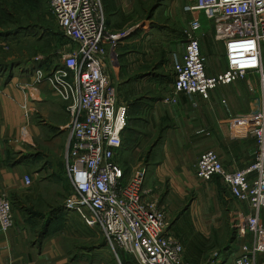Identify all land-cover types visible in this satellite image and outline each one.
Instances as JSON below:
<instances>
[{"label": "built area", "instance_id": "obj_1", "mask_svg": "<svg viewBox=\"0 0 264 264\" xmlns=\"http://www.w3.org/2000/svg\"><path fill=\"white\" fill-rule=\"evenodd\" d=\"M48 1L61 31L76 45L47 74L35 71L67 103L70 120L64 127V161L72 193L65 199V209L89 214L118 259V252L123 251L136 264H194L186 257L166 206L147 194L146 166L141 163L128 174L117 162L124 145L127 106L119 103L117 86L107 69L113 68L118 76L116 50L133 28L111 30L102 0ZM189 1L185 10L191 20L183 31L185 52L180 58L175 56L172 65L174 94L208 99L218 87L254 76L255 82L248 80V87L261 101L244 118L256 142L252 164L227 169L212 150L202 153L195 164L198 179L208 182L219 176L233 197L248 205L250 211H238L234 225L238 236L250 235L253 244L243 245L233 263L256 264L255 258L264 255V0ZM202 14L214 22L215 38L226 53L227 69L213 76L207 74L198 35ZM2 151L0 139V157ZM24 180L27 186L34 183L31 176ZM0 224L4 231L15 224L12 201L1 191Z\"/></svg>", "mask_w": 264, "mask_h": 264}, {"label": "crops", "instance_id": "obj_2", "mask_svg": "<svg viewBox=\"0 0 264 264\" xmlns=\"http://www.w3.org/2000/svg\"><path fill=\"white\" fill-rule=\"evenodd\" d=\"M138 1L110 0L106 9L108 27L124 31L134 23L140 16ZM189 19L187 22L181 19L179 25L184 27ZM201 31L198 35L206 57L207 74L213 76L225 71L227 59L223 43L216 40L214 29L207 33ZM140 33L127 39L131 48L138 44L137 34ZM145 33L147 40L156 36L152 31H143L144 36ZM24 40L19 36L10 40L15 48L9 54H2L6 46L0 43V139L3 146L0 191L11 199L15 218L9 231H4L0 224V264H102L89 259L87 253L92 251L76 254L69 248L70 241L66 237H69L71 221L75 218L79 226L85 224L82 214L71 211L61 225V215L66 213L65 197L72 191V185L66 176L64 158L59 163L55 154L57 147L64 148V152L66 148L64 127L70 120L67 103L54 92L49 82L33 74L36 50H32L31 57L26 58L19 71V42ZM166 40L171 45L170 37ZM167 50L170 52L169 47ZM184 52L172 55V65L174 57L180 58ZM136 55L135 49L124 54L129 64L123 67L120 87L128 108V124L117 162L121 165L125 160L127 164L121 166L130 174L140 157L132 146H138L140 153L145 144V141L139 143L137 135L159 133L151 148L145 149L147 194L157 198L151 192L155 183L166 184L171 194L175 192L179 196L195 192L197 200L190 204L188 212L195 227L205 235L210 234L211 228L221 225L213 213L214 208L223 206L233 225L238 211H250L248 205L238 202L230 191L234 200L232 207L224 204L230 198L216 183L219 176L202 181L195 175V164L202 153L210 150L220 156L227 169H244L252 164L256 142L244 118L260 107L258 94H253L243 79L218 87L208 99L198 94L175 95L174 83L155 79L147 66L150 63L135 59ZM168 98H175L176 102L166 101ZM26 176L32 177V186L25 184ZM51 178L54 184L47 185V191L41 184ZM209 198L215 205L205 210L201 205L209 202ZM53 209L58 210V217L51 215ZM33 210L43 211V214L33 216ZM261 215L264 221V211ZM181 218V214L175 218L176 227Z\"/></svg>", "mask_w": 264, "mask_h": 264}, {"label": "rangeland", "instance_id": "obj_3", "mask_svg": "<svg viewBox=\"0 0 264 264\" xmlns=\"http://www.w3.org/2000/svg\"><path fill=\"white\" fill-rule=\"evenodd\" d=\"M10 1L11 2H9L8 4L7 2L5 3L6 11L4 10L6 13H9L8 17L5 16L6 18H4L5 21L8 22L2 23V26L4 27L0 26V28H5L6 26L8 29H19V31L25 30V32H19V39H25L23 42H19V71L20 66L31 57L30 53L32 52V50H34V52L36 50L38 55L35 57V66L33 67L32 72L33 74H35V71L40 69L44 74H47L52 66L59 63L63 55L74 50L76 48V45L63 35L56 20H54L52 16H50V5L48 0H19V4L16 1ZM142 1L144 2H141V0L140 2L138 1L140 3V6L138 4V14L140 16L138 15V19L129 26L130 29L133 28V31L131 32L132 34L127 37V39L132 38L133 36H135L136 32H142L140 34H137L140 38L137 42L138 44H134V47L131 48L127 43L129 39H125L123 44H119L116 50L117 57H115V65L118 76L115 75L113 68L107 69V73L111 76V79L115 82V85H117L119 89V103L120 101H122L124 105H126V101L121 94L122 87H120V81L123 67L126 66V64H129L128 59L124 57L125 53H127L130 49H135V52L137 54L135 56V59L150 63V65L147 64V66L151 68V74L155 79L158 78L162 81L174 83L172 55L175 53H180V51H185L186 47V39L184 37L183 31L188 26V23L190 21L184 27L179 25V21H181L182 19L187 22V19H189V17L191 18V14L185 10V6L190 1ZM102 2L107 16L108 14L106 11L104 0H102ZM143 9L145 13L143 12ZM140 10H142V13ZM2 16L4 17V12ZM201 21L203 23L201 32H212V30L214 29V22L212 20H209L204 14L201 15ZM129 27L127 29L124 28V31L128 30ZM143 31H152L156 34V36L153 39L150 38L149 40H147L148 37L146 36V33L145 36L143 35ZM14 37H0V39H2L1 41H3L0 42L1 45H5L7 49H5V51L3 50L2 54L12 53L15 46L13 47L9 41L13 40ZM167 37H170L171 45H168L166 43ZM168 47L170 48V52L167 50ZM138 53L140 54L139 56ZM262 57L264 63V44L262 45ZM135 59L134 61H136ZM138 67L141 70L143 64ZM255 77L258 79L257 75H255ZM40 79L43 80V78ZM248 80L255 82L254 76H250ZM248 80H246L247 84ZM137 136L140 138L139 143L145 141V144L142 145L140 153L137 151L138 146H135L136 148L132 146L135 154H140L138 161L134 163V167L142 163V165H145L147 168L146 157H144L146 151L145 149L149 150L151 148L150 145L154 144V142L157 140V137L159 136V133L148 134L146 132L140 133ZM56 150V159H58L57 161H59L60 163L64 158V148L59 146L56 148ZM119 159L121 160V157H119ZM121 162L124 166L125 164H127L125 160ZM132 167L133 166H131V168ZM133 168L131 169L132 171L134 170ZM218 178L220 180H217L216 183L218 184L223 194L226 195V197L230 198L227 199L224 204H228L227 206H229V204H233L234 200L230 197V194L228 192L229 190H227L228 188L224 184L223 180L220 177ZM52 182H54V178L44 181L41 185L43 187L45 186L46 188L47 185H53L54 183ZM45 188L44 191H46V189L48 191V188ZM70 189L71 188L69 187V191L72 190ZM151 192L157 196V200L159 201V203L166 206L172 223L175 222V218L178 214L182 215L181 221L179 222L177 227L175 223H173V230L178 233V236L183 241L187 251L191 239H193L196 235H201L204 238L203 241L205 244V250L200 259V264H234L233 256L236 255V252L238 253L243 245L252 246L253 239L250 235L247 237L238 236V228L234 225V223L233 225L230 223L229 213L223 206L213 209V213L217 216V219L220 220L221 225L211 228L209 230L210 234L205 235L200 230H198L197 227H195L189 214L190 204L193 201L197 200L195 192H189L184 196L176 195L175 192L171 194L168 191L167 185L160 183H155L154 188L151 189ZM71 193L72 191L68 192L65 199ZM169 193L171 195H169ZM220 199H222V196H220ZM211 204H214V202L212 203V199L209 198V202L207 201L204 206L201 204L200 205L206 210L209 207H212ZM63 206L65 208V204ZM56 211L58 210L53 209V213L51 215L58 217ZM65 211L66 213L63 214V217L61 215V225L67 218L66 214H69L71 211L75 210L65 209ZM31 212L33 216H41L43 214V211H39V213H37L36 210H33ZM48 216H50V213H48ZM82 219L84 220V224L86 226H83L82 224L79 226L76 222V219L74 218L71 221V226L69 227V237H66V239L70 241L69 248L73 253L77 252L76 254H78L80 252L83 253L84 251L86 253L92 251L87 253L90 255L88 256L89 259L93 262H102V264H136L132 256L124 253L123 251L118 252L120 259L116 257L113 250L107 245L106 240L103 238L100 231L95 227L94 222L92 221V218L89 214H85V216H82ZM56 232L58 231L56 230ZM255 260L256 264H264V255H258Z\"/></svg>", "mask_w": 264, "mask_h": 264}, {"label": "trees", "instance_id": "obj_4", "mask_svg": "<svg viewBox=\"0 0 264 264\" xmlns=\"http://www.w3.org/2000/svg\"><path fill=\"white\" fill-rule=\"evenodd\" d=\"M14 1L18 2V4H19V0H12V2H14ZM0 2H1V6H0L1 7L0 26H2V23L8 22V21H5L4 18L8 17V15H9V13H6L5 12L6 11V9H5V3L7 2V4H8L11 1L10 0H0ZM109 2H110V0H104L106 9H108ZM3 12H4V17L2 16L3 15ZM49 14H50V16H52V18L54 20H56L54 18V16L51 14L50 11H49ZM107 24H108V22H107ZM2 27H4V26H2ZM23 31L25 32V30H20L19 31V29H12V28L8 29L5 26V28H0V37L3 38V37L19 36V32H23ZM63 35H64V33H63ZM49 46H50V44H49ZM176 235L178 236V233L177 232H176ZM203 240H204V238L201 235H196L193 239H191V242L188 245V251L186 249V257H187V259H189L190 261H192L194 264H200L199 263L200 262V259H201L202 255H203L204 250H205V248H204L205 247V244H204V241Z\"/></svg>", "mask_w": 264, "mask_h": 264}, {"label": "water", "instance_id": "obj_5", "mask_svg": "<svg viewBox=\"0 0 264 264\" xmlns=\"http://www.w3.org/2000/svg\"><path fill=\"white\" fill-rule=\"evenodd\" d=\"M128 37V36H127ZM127 37H124L125 39H127ZM174 223V222H173ZM173 223H172V225H173Z\"/></svg>", "mask_w": 264, "mask_h": 264}]
</instances>
